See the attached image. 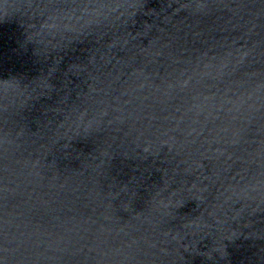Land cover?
<instances>
[{"label": "water", "instance_id": "obj_1", "mask_svg": "<svg viewBox=\"0 0 264 264\" xmlns=\"http://www.w3.org/2000/svg\"><path fill=\"white\" fill-rule=\"evenodd\" d=\"M17 3L0 264H264V0Z\"/></svg>", "mask_w": 264, "mask_h": 264}, {"label": "clouds", "instance_id": "obj_2", "mask_svg": "<svg viewBox=\"0 0 264 264\" xmlns=\"http://www.w3.org/2000/svg\"><path fill=\"white\" fill-rule=\"evenodd\" d=\"M20 5H18L17 0H0V12L3 13V19L0 23H3L11 19L10 13L18 12Z\"/></svg>", "mask_w": 264, "mask_h": 264}]
</instances>
